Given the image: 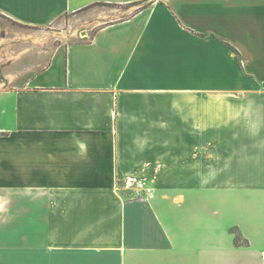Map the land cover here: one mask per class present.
Segmentation results:
<instances>
[{"label":"crops","instance_id":"crops-1","mask_svg":"<svg viewBox=\"0 0 264 264\" xmlns=\"http://www.w3.org/2000/svg\"><path fill=\"white\" fill-rule=\"evenodd\" d=\"M0 78V264H264V0H0Z\"/></svg>","mask_w":264,"mask_h":264},{"label":"rangeland","instance_id":"rangeland-1","mask_svg":"<svg viewBox=\"0 0 264 264\" xmlns=\"http://www.w3.org/2000/svg\"><path fill=\"white\" fill-rule=\"evenodd\" d=\"M111 7L114 6L105 5L100 6V8L97 9L100 11H107L108 8ZM74 31H77V28L71 25L67 16V18H62L61 20L56 21L47 27L34 30L28 29L26 34L30 36L31 34L34 35L37 32L40 34V37H27L26 45H28L29 48H32L34 50V55L40 52L41 55L39 56L43 57L44 65H46L53 52L57 49V47H62L64 44H66V42L69 41V39L71 40L70 37L72 36ZM36 40L38 41V43H35ZM1 66L3 67L2 63Z\"/></svg>","mask_w":264,"mask_h":264},{"label":"built area","instance_id":"built-area-1","mask_svg":"<svg viewBox=\"0 0 264 264\" xmlns=\"http://www.w3.org/2000/svg\"><path fill=\"white\" fill-rule=\"evenodd\" d=\"M131 186L135 190L134 198H147V197H153L154 190L152 187L148 186L147 183L144 180H138L135 178L131 179Z\"/></svg>","mask_w":264,"mask_h":264}]
</instances>
